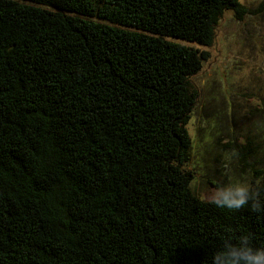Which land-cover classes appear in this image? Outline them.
<instances>
[{
	"label": "trees",
	"instance_id": "trees-1",
	"mask_svg": "<svg viewBox=\"0 0 264 264\" xmlns=\"http://www.w3.org/2000/svg\"><path fill=\"white\" fill-rule=\"evenodd\" d=\"M225 10L246 9L0 0V264H203L242 233L264 246V158L236 211L199 198L184 170L192 78Z\"/></svg>",
	"mask_w": 264,
	"mask_h": 264
},
{
	"label": "rangeland",
	"instance_id": "rangeland-1",
	"mask_svg": "<svg viewBox=\"0 0 264 264\" xmlns=\"http://www.w3.org/2000/svg\"><path fill=\"white\" fill-rule=\"evenodd\" d=\"M239 1L246 10L224 11L214 43L201 47L210 58L192 78L199 98L188 125L193 150L184 170L192 173L191 189L203 200L201 193L231 180L251 183L249 161L264 158V0ZM226 113L219 126L215 116ZM248 137L251 149L241 153Z\"/></svg>",
	"mask_w": 264,
	"mask_h": 264
},
{
	"label": "clouds",
	"instance_id": "clouds-1",
	"mask_svg": "<svg viewBox=\"0 0 264 264\" xmlns=\"http://www.w3.org/2000/svg\"><path fill=\"white\" fill-rule=\"evenodd\" d=\"M201 196L217 208L236 211L253 200L254 191L250 182L237 179ZM221 240L219 246L206 255L203 264H264V246H255L250 234L242 233L238 238L229 234Z\"/></svg>",
	"mask_w": 264,
	"mask_h": 264
}]
</instances>
